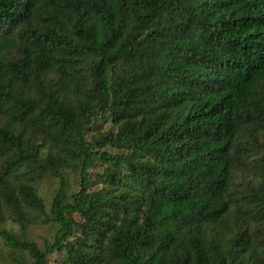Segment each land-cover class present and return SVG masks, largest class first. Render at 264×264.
<instances>
[{"label":"trees","instance_id":"trees-1","mask_svg":"<svg viewBox=\"0 0 264 264\" xmlns=\"http://www.w3.org/2000/svg\"><path fill=\"white\" fill-rule=\"evenodd\" d=\"M104 114L116 130L88 141ZM0 117V221L25 228L40 175L59 179L43 249L0 229L15 264H264V186L232 190L264 176V0H0Z\"/></svg>","mask_w":264,"mask_h":264},{"label":"rangeland","instance_id":"rangeland-1","mask_svg":"<svg viewBox=\"0 0 264 264\" xmlns=\"http://www.w3.org/2000/svg\"><path fill=\"white\" fill-rule=\"evenodd\" d=\"M8 58L12 59L16 56L14 49L7 53ZM3 124V120L0 117V126ZM109 129L116 130V127L111 123L108 115L96 116L93 124L88 129L86 133V139L91 140L93 136H98L102 133L107 132ZM37 143L40 145V155L45 157L48 152L51 151L50 145L48 142L42 140L40 137L36 138ZM260 141L262 143V149L259 153L252 158L250 157V164H257V159L260 157V154L264 151V133L260 136ZM102 150H106L109 153L121 152L120 149H117L108 144L101 146ZM126 152V151H125ZM1 164V159H0ZM106 165L102 163L98 158L95 159L93 166L88 169V178L90 179L89 190L97 189L102 186L100 177L97 174L103 172ZM61 172L66 180V186L64 189L65 196L67 200H70L71 194L79 190L80 187V173L78 167H64L61 168ZM264 176L256 169H248L242 171H235L232 179V190L235 191L249 189L251 186H257L263 184L264 186ZM59 185V179L49 172H43L38 181V196L40 197L43 205L44 212L39 214L36 219H31L30 222L26 225L25 228H21L19 222L17 221V216L12 214L9 217H6L3 221H0V229H5L11 233L16 234L20 238H23L28 241H34L40 249H43L47 243H50L53 239L55 231L58 227L57 223L50 219V206L52 199L57 191ZM32 213L29 214V217L32 218ZM49 216V217H48ZM69 216L74 217L76 220H79V215L76 213H69ZM234 217V212H231L229 219L232 222ZM241 223L244 222L242 221ZM257 230V223L253 222L248 225V229ZM225 230V228H224ZM217 234H221L222 230L218 227H212L209 229V237H213ZM260 236L264 239V230H261ZM30 257L28 253L22 250H16L8 245H6L3 239L0 237V264H15L18 262L29 261ZM48 264H63V253L54 252L51 255L47 256Z\"/></svg>","mask_w":264,"mask_h":264}]
</instances>
